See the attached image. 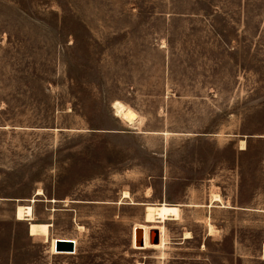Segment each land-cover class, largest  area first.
<instances>
[{
    "label": "rangeland",
    "instance_id": "rangeland-1",
    "mask_svg": "<svg viewBox=\"0 0 264 264\" xmlns=\"http://www.w3.org/2000/svg\"><path fill=\"white\" fill-rule=\"evenodd\" d=\"M0 264H264V0H0Z\"/></svg>",
    "mask_w": 264,
    "mask_h": 264
},
{
    "label": "bare ground",
    "instance_id": "bare-ground-1",
    "mask_svg": "<svg viewBox=\"0 0 264 264\" xmlns=\"http://www.w3.org/2000/svg\"><path fill=\"white\" fill-rule=\"evenodd\" d=\"M116 105H117V112L116 113H118L122 117V119L124 118L126 120L125 122H127V121L133 122L137 118V116H138L137 113L132 108L125 106L126 104L124 105L121 102H116ZM241 145H242L241 148L244 149L246 146V142L244 140H242ZM124 193H125L126 198L130 197L129 192L125 191ZM38 194H42V191H39ZM35 201H36V199H32V202H35ZM52 201L56 202V200H52ZM215 201H221V197L219 195H215ZM211 204H212V202H211ZM146 208H147L146 209L147 210L146 220L149 223H153V226L149 227V226H147V224H140L139 225V227L145 229V233H144V235H145V237H144L145 248H147V249H163L167 245L166 222L168 220H179L181 218L180 205L164 201V202H161L158 204H149L148 206H146ZM16 216H17L18 220H24V221H28L30 223L29 227H28L30 235H32V236H36V235L43 236L46 239L50 238V228H51L52 224L51 223L33 222L32 220L34 219V217H33L34 214H33V206L32 205H19L17 207ZM152 228H157L159 230L160 240L158 242H152V241L150 242L149 241V238H150L149 233H150V229H152ZM209 231H210V234L212 235V234H215L217 232V229L212 224H209ZM187 237H189V235H187ZM50 241H51V252L52 253H58L56 251L57 239L53 238V239H50ZM75 244H76V241H75Z\"/></svg>",
    "mask_w": 264,
    "mask_h": 264
},
{
    "label": "water",
    "instance_id": "water-1",
    "mask_svg": "<svg viewBox=\"0 0 264 264\" xmlns=\"http://www.w3.org/2000/svg\"><path fill=\"white\" fill-rule=\"evenodd\" d=\"M76 250V244L74 240L59 238L56 241V251L74 253Z\"/></svg>",
    "mask_w": 264,
    "mask_h": 264
}]
</instances>
